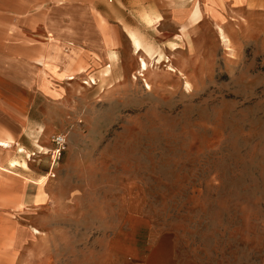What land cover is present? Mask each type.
<instances>
[{
  "label": "rangeland",
  "instance_id": "374dc122",
  "mask_svg": "<svg viewBox=\"0 0 264 264\" xmlns=\"http://www.w3.org/2000/svg\"><path fill=\"white\" fill-rule=\"evenodd\" d=\"M112 3L103 0L104 11L94 13L106 25L114 17ZM121 19L129 22L128 13L121 12ZM131 30L149 61L142 51L134 53L127 36ZM109 31L112 36L111 27ZM210 40L216 61L195 86L183 74L177 76L184 82L167 77L175 70L160 59L161 39L144 28L121 29L118 48L122 60L131 59L130 67L122 62L113 75L112 65L90 68L95 82L85 80L90 87L79 80L80 87L74 84L67 91L70 85L59 77L52 76L55 84L43 77L41 89L51 104L67 106L72 99V107L66 118L63 111L56 112L61 121L55 131L52 123L46 125L47 143L37 145L40 154L32 155V145L25 141L7 140L13 148L2 147L0 165L6 170L0 166V229L29 223L31 218L22 220L19 213L23 207L31 212L33 202L45 201L41 212L48 207L44 186L54 157L59 164L71 160L83 166L90 200L97 180H104L106 193L109 180L118 186L128 178L142 186L134 226L107 204L103 219L95 212L66 222L38 216L46 230L56 233L58 248L88 251V264H100L92 255L102 246L106 252L108 245L132 248L136 257L123 259L107 251L103 264H264V33L250 38L227 70ZM225 45L229 49L231 41ZM138 57L151 65L146 78L139 77ZM60 77L68 81L69 75ZM71 133L77 135L67 141ZM57 136L65 140L61 147ZM28 179L40 180L35 186ZM21 228L16 227L31 236L39 231ZM70 260L60 253L54 264H72Z\"/></svg>",
  "mask_w": 264,
  "mask_h": 264
},
{
  "label": "crops",
  "instance_id": "0c3cea01",
  "mask_svg": "<svg viewBox=\"0 0 264 264\" xmlns=\"http://www.w3.org/2000/svg\"><path fill=\"white\" fill-rule=\"evenodd\" d=\"M109 1L113 2L114 12L111 25H106L105 18L99 19L94 14L104 11L100 7L103 0H0V141L31 143L29 150L35 155L39 150L37 145L47 143L44 139L46 125L52 123L55 131V126L60 124L56 112L63 111L64 118L69 114L72 99L67 106L52 105L41 89L43 77L53 84L55 79L52 76L59 77L70 85L68 91L74 84L79 86V80L82 87H87L83 85L85 80H92L95 84L89 78L90 68L108 65L106 68L109 69L112 65V75L122 62L129 68L131 59L124 57L122 60L118 48L122 28H144L159 37L164 53L161 59L175 70L174 74L168 72L171 76L167 74V77L184 82L177 76L183 74L194 86L197 78L210 75L213 69L212 60L215 59L210 51V36L217 46L216 58L220 57L222 67L227 70L230 61L244 51L250 38L264 33V0ZM121 12L128 13L129 22L122 21ZM218 28L230 39L229 49ZM130 32L136 36V31ZM127 36L136 54L130 34ZM58 46L61 47L60 56H57ZM141 47L139 52L142 51L149 61L146 49ZM110 53L114 54L112 58ZM65 73L73 80H63L60 75ZM75 135L77 133L69 134L66 140H74ZM4 150L0 147V151ZM20 153L26 157L28 152ZM3 165L1 162L0 166L5 169ZM48 170L44 186L48 193V207L41 212L45 201L33 202V210L25 212L23 204V212L19 215L22 220L31 219L27 224H17L23 231L28 227L38 228L41 234L31 236L29 232H20L17 225L14 229H0V264H54L60 253L66 258L69 256L72 264H88L89 252L79 246L60 245L58 248L56 233L46 230L38 221L42 214L50 222L79 220L90 212L100 214L103 219L107 204L116 206L115 211L123 216L127 225L136 224L138 216L134 206L138 203V190L142 186L135 181L124 178L122 184L115 186L109 180L107 188L110 191L106 193L104 180H97L96 196L90 200L82 165L73 164L71 160L59 164L53 157ZM39 180L27 181L37 186ZM15 213L18 214V210ZM16 237L20 239L15 246ZM110 247L107 246L106 252L116 251L120 258L136 257L137 251L132 248ZM106 252L102 246L100 253L98 250L92 257L96 263L103 264Z\"/></svg>",
  "mask_w": 264,
  "mask_h": 264
},
{
  "label": "bare ground",
  "instance_id": "6f19581e",
  "mask_svg": "<svg viewBox=\"0 0 264 264\" xmlns=\"http://www.w3.org/2000/svg\"><path fill=\"white\" fill-rule=\"evenodd\" d=\"M218 31H219V34L221 35V39H222V41L225 43V44H227V46H228V44H229V40H228V38L226 37V35L224 34V32H223V30L221 29V28H218ZM130 37L132 38V40H133V42H134V46L136 47V50H137V52H139V50L142 48L141 46V42L138 40V38L134 35V34H132V33H130ZM131 40V41H132ZM135 50V49H134ZM136 52V53H137ZM147 53V52H146ZM150 54V53H149ZM139 58V77L140 78H146V73H148L149 72V70H150V68H151V65H150V63H148L144 58H142V57H138ZM161 59V58H160ZM158 63H161V61H158ZM170 69H171V67H170ZM172 71H173V69H171ZM67 80L68 81H71V80H73V78H71V76L69 75V77L67 78ZM146 82V81H145ZM84 85H86V86H90V83H88V82H85L84 83ZM146 88L148 89V90H151L152 89V86L150 85V84H148L147 82H146ZM58 138H60V139H62L64 142H65V140L62 138V137H58ZM13 146H14V144L12 143V142H9V141H0V147H7V148H13ZM35 233L38 235V234H41L40 233V231H37V230H35Z\"/></svg>",
  "mask_w": 264,
  "mask_h": 264
},
{
  "label": "built area",
  "instance_id": "2783aa9c",
  "mask_svg": "<svg viewBox=\"0 0 264 264\" xmlns=\"http://www.w3.org/2000/svg\"><path fill=\"white\" fill-rule=\"evenodd\" d=\"M55 143L58 145V146H62L63 145V143H64V141L62 140V139H60V138H58V136L55 138ZM56 151V150H55ZM54 151V152H55ZM60 152H61V149L59 150V149H57V151H56V154H57V156H60Z\"/></svg>",
  "mask_w": 264,
  "mask_h": 264
}]
</instances>
